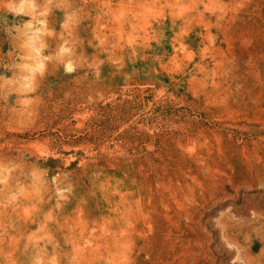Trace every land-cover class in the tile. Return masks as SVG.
<instances>
[{"label": "rangeland", "instance_id": "obj_1", "mask_svg": "<svg viewBox=\"0 0 264 264\" xmlns=\"http://www.w3.org/2000/svg\"><path fill=\"white\" fill-rule=\"evenodd\" d=\"M0 264H264V0H0Z\"/></svg>", "mask_w": 264, "mask_h": 264}]
</instances>
